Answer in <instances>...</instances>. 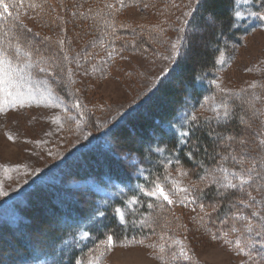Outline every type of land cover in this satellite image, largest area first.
<instances>
[{
	"label": "trees",
	"instance_id": "1",
	"mask_svg": "<svg viewBox=\"0 0 264 264\" xmlns=\"http://www.w3.org/2000/svg\"><path fill=\"white\" fill-rule=\"evenodd\" d=\"M102 1L67 0L62 19L52 15L48 0H24L20 8L28 19H34L39 30L32 35V29L23 27L21 47L38 56L39 62L47 59L41 76L63 102L66 117L87 126L93 121L91 113L97 116L101 111L93 110L97 102H87L77 84L106 78L111 65L123 54L144 55V50L153 51L151 45L165 41L164 33L154 34L152 30L134 35L133 25L116 21L109 11L100 12L110 3ZM158 1L119 0L130 8H147L160 4ZM165 1V9L176 1L180 13L194 3L193 15L181 31L173 65L151 92L101 133L99 141L66 156L11 201L19 218L13 225L0 223V230L10 237L4 243L15 248L7 264H104L101 253L109 235L116 246L147 249L157 264H206L196 253L210 244L224 246L240 260L239 264H264V248L260 247L264 239L255 230L246 231L244 221L233 219L237 209L249 217L252 211L264 212V180L257 175L264 174V79L252 89L240 86L221 92L216 85L230 55L229 46H241L246 36L264 26V21L250 15L264 12V0H201L199 7L196 0H172V4ZM29 3L35 7L30 8ZM164 14L167 20L164 18L160 31L174 20L167 12ZM212 17L218 27L209 29L206 20ZM7 23L11 26L13 20ZM15 23L22 25L18 20ZM193 28L207 31L199 35L191 31ZM55 36L50 42L49 38ZM0 39L16 42L11 34L0 33ZM202 40L208 50L197 48ZM211 97L220 101L221 115L227 106L230 115L226 121L218 122L216 115L201 111L204 99ZM77 103L79 108L75 107ZM190 127L194 131L185 139L182 133ZM241 168L251 169L254 181L243 192L218 196L219 185L213 180L225 176L230 179ZM178 180L185 182L184 188L191 195L189 205L178 213L173 205L154 201L140 192L141 188L150 190L153 182L168 190L172 184L179 188ZM92 185L112 189L116 195H102ZM248 193L256 203L244 208L238 202L248 201ZM133 200L138 203L132 204ZM33 201L46 204L49 218L42 217L40 209H32ZM201 203L209 212L210 205L219 204V208L205 215ZM252 224L259 230L255 218ZM175 241L182 243L189 260L172 261L173 253L180 248ZM241 250L250 253L251 258L241 255Z\"/></svg>",
	"mask_w": 264,
	"mask_h": 264
},
{
	"label": "rangeland",
	"instance_id": "2",
	"mask_svg": "<svg viewBox=\"0 0 264 264\" xmlns=\"http://www.w3.org/2000/svg\"><path fill=\"white\" fill-rule=\"evenodd\" d=\"M66 1L48 0L53 9L52 15L55 14L57 19H59L58 17L62 19V9ZM107 2L110 3L100 12L109 11L114 17H117L116 21L130 24L129 26L133 25L134 35H141V31L152 30L154 34L164 33L165 41L163 44L151 45L153 51L144 50L146 53L144 55L123 54L114 62V65H111L106 78L84 80L86 82L77 84L81 96L89 103L96 101V108L100 107L97 109L93 107L94 111H101L97 112V116L95 112L94 114L90 112L93 117L90 126L81 124L82 122L75 118L70 120L66 117V107L39 71L47 59L39 62L38 56H32L34 66L29 69L31 76L26 77L25 91L30 89L36 99L31 102V106L4 107V110L0 111V192L5 193V195H0V223L15 224L19 217L10 204L13 199L18 198L24 190L42 178L47 171L66 156L99 141L101 133L126 109L129 110L135 106L151 92L157 81L166 74L175 61L181 40V31L188 19L184 13L191 10L194 4L186 6L180 13L177 2L173 3L172 0H169L168 3H173V5L166 9L163 6L165 0H159L160 4L149 5L147 8L124 7L119 0L102 1V3ZM115 7H118V10ZM166 12L174 17L173 24L160 31V27H163L167 18L164 14ZM24 14L25 10L20 9L18 21L24 28L28 27L33 30L30 34L38 33L39 30L34 19L30 20ZM16 15L17 11H13V16ZM176 20L177 22L174 24ZM206 23L209 29L218 27L215 23H210V19H207ZM205 30L207 31L206 28ZM205 30L193 28L191 31L201 35ZM49 39L52 42L56 36ZM173 44L176 45V49L172 47ZM197 46L200 50H208L205 40H202ZM231 46H229L230 55L226 56L224 68L216 81L218 91H224V88L236 89L240 86L250 89L256 83L259 86V82L264 79V26L246 36L241 46H232V48ZM173 57L175 58L173 59ZM49 96L56 98V103L62 102L61 106H50L48 104ZM204 100L203 110H201L203 113L216 115L212 109H218L221 114L223 109L219 100L213 97ZM103 109H105V113H102ZM180 175L177 173L176 176L180 177ZM80 184L84 185V183ZM184 184L185 182L177 183L179 188H184ZM92 188L105 196L114 197L116 195V191L112 189H102L96 185H92ZM179 188L172 184L171 190H169L175 192V195L172 196L174 200L172 205L177 213L181 207L186 208L191 200L190 193L180 192ZM34 208L40 209L42 217L49 218V209L45 203L33 201L32 209ZM34 211L36 212V210ZM33 214L37 215L34 212ZM6 234L0 230L1 264L9 263L11 254L15 253V248H12V245L10 247L4 243L10 238L5 236ZM35 234L39 235L42 232L36 231ZM104 249L102 256L104 264H157L148 250L142 247L115 245L111 250H107L106 246ZM196 254L197 258L206 264L240 263L239 259L221 245L210 244L200 247Z\"/></svg>",
	"mask_w": 264,
	"mask_h": 264
},
{
	"label": "snow or ice",
	"instance_id": "3",
	"mask_svg": "<svg viewBox=\"0 0 264 264\" xmlns=\"http://www.w3.org/2000/svg\"><path fill=\"white\" fill-rule=\"evenodd\" d=\"M244 3H248L249 0H243ZM197 6H201V0H196ZM30 8H34L35 5L29 3L28 5ZM24 7V0H0V21H4L3 25H0V33L3 36L12 35V39L16 42L13 43L11 41L6 42L4 39H0V111L4 110V107L16 108L20 107L23 108L26 105L31 106V102L36 99V97L31 93V90L25 91V80L26 77L31 76V69L34 66L32 60V53L29 51H25L20 44V37L24 33V29L22 25L15 23L18 20V12L19 9ZM264 7V4H262ZM12 9L17 10V15L13 16ZM193 15V10H189L184 13L185 17H189ZM250 15H256L259 20L264 21V12L259 13H250ZM236 17H240L239 11L236 12ZM13 20L11 26L8 25L7 21L9 19ZM187 22V21H186ZM210 23H215V18H210ZM62 43V42H61ZM31 47V45H29ZM172 47L176 49V45L173 44ZM178 51V50H177ZM23 57V59H22ZM175 57H173L174 59ZM67 59V57H65ZM222 62V61H221ZM41 73L45 72L44 68H39ZM43 99V98H42ZM54 97H48V104L52 107H60L61 103H56ZM75 107L79 108L80 105L77 103ZM216 113L214 117L218 122L221 120L226 121L229 118V111L227 106H225L222 115L220 114L218 109H212ZM193 120L196 117H192ZM194 131V127H190L187 131L183 132L182 135L185 139H187L190 134ZM219 135V133H217ZM9 139H12L9 137ZM229 139H232L230 137ZM241 144L244 143L243 140L240 141ZM225 157L224 159H227ZM232 160H236L235 156L231 157ZM251 169L245 170L241 168L238 172H233L231 174V178L229 179L227 176L223 178L227 182H223L220 178H216L213 180V183L219 185L217 188L216 194L221 197H225L228 194H235V191L243 192L245 186H249L253 181L254 177L251 175ZM258 176H261V179L264 180V174L257 173ZM170 179V178H166ZM207 187V185H205ZM178 191L183 192L185 194L189 193V189L187 188H179ZM201 193L204 189H200ZM140 192L143 196L151 198L152 200H161L166 202L167 205H172L174 200L172 196L175 195V192H170L165 185L159 182H153V186L150 190H145L143 188L140 189ZM0 195H5V193L0 192ZM249 199L248 201H244L241 199L238 203L242 204L244 208H248L250 205H255L256 201L255 198L252 197L251 193L247 194ZM195 203V201H191ZM132 204L138 203V201L133 200ZM149 208L153 207L152 203L148 204ZM210 212H215L219 208V204L210 205ZM201 212H204L205 215H210V212L205 209L203 203L200 204ZM119 211V210H117ZM252 218H255L260 228L256 230L254 225L252 224ZM203 219V217H202ZM233 219L236 221H244L245 222V230L246 231H256V235L260 236L264 239V212L252 211L249 216H245L242 212L237 209V212L234 214ZM232 231L235 232L236 229L233 227ZM87 235V234H86ZM214 239L216 237H213ZM163 239V237H161ZM176 244L180 245L179 252L173 253L171 259L173 262H178L181 258L185 260H189L190 257L188 256L184 246L180 241H175ZM115 245L113 244V237L109 235L107 237L106 248L107 250H111ZM236 247L240 248V242L237 240ZM260 247L264 248V242L261 243ZM161 252H163V248H161ZM241 255H248L250 258V253H245L241 250ZM103 255V253H101Z\"/></svg>",
	"mask_w": 264,
	"mask_h": 264
}]
</instances>
